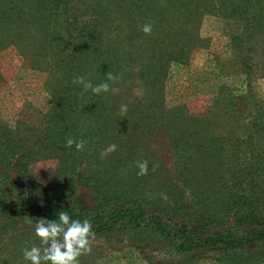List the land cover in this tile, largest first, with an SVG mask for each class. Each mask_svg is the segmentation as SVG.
<instances>
[{"label":"trees","instance_id":"obj_1","mask_svg":"<svg viewBox=\"0 0 264 264\" xmlns=\"http://www.w3.org/2000/svg\"><path fill=\"white\" fill-rule=\"evenodd\" d=\"M208 14L236 24L229 62L215 68L202 112L166 105L170 67L207 46L199 25ZM8 46L44 72L50 104L29 147L0 124V234L33 237L37 220L65 211L112 243L163 245L170 256L157 264L264 262V98L252 85L264 77V0H0V50ZM230 71L244 75L240 83ZM109 72L116 94L73 83L82 76L95 86ZM68 138L84 149L66 147ZM162 141L171 174L156 156ZM109 144L116 151L102 157ZM50 158L47 183L32 179L29 165ZM141 160L148 173L138 176Z\"/></svg>","mask_w":264,"mask_h":264},{"label":"rangeland","instance_id":"obj_2","mask_svg":"<svg viewBox=\"0 0 264 264\" xmlns=\"http://www.w3.org/2000/svg\"><path fill=\"white\" fill-rule=\"evenodd\" d=\"M236 24L215 15L203 16L199 34L207 39L206 48L194 50L184 66L172 65L164 83L166 105L184 102L193 113L202 112L203 103L209 92V84L216 80V67L227 64L231 57L229 35ZM12 46L0 50V124L16 139L15 144L30 146L44 120V112L50 98L43 89L45 74L30 68ZM237 65V64H236ZM232 65H229L231 67ZM231 72V71H230ZM232 84L240 83L244 75L230 73ZM216 74V75H215ZM227 82L224 77H220ZM254 92L264 98V77L252 81ZM19 139L20 141H17ZM157 159L172 173L171 162L164 141L160 142ZM55 160H37L29 165L31 178L46 184L55 166ZM9 180L25 195L28 192L22 178L14 169L9 170ZM32 196V194H31ZM8 230L0 234V264H19L24 261L22 249L37 246L35 236L30 232ZM138 249L128 241L112 243L103 236H94L90 254L79 257L80 264H157L169 258L170 253L163 245ZM225 258V257H224ZM191 264H247L238 258H225L220 262L213 257H200ZM258 264V263H257ZM264 264V262H260Z\"/></svg>","mask_w":264,"mask_h":264},{"label":"clouds","instance_id":"obj_3","mask_svg":"<svg viewBox=\"0 0 264 264\" xmlns=\"http://www.w3.org/2000/svg\"><path fill=\"white\" fill-rule=\"evenodd\" d=\"M141 31L145 34H151L152 26L144 24L141 26ZM119 77L112 73L107 74V81L93 86L91 81H86L84 77H76L73 81L75 84L83 85L85 90L91 89L95 95H101L111 91L113 94L119 92L118 88L112 87L118 82ZM137 95H142L137 92ZM128 111L127 104L119 106V114L124 116ZM86 141L83 139L75 140L68 138L66 140V147L75 145L77 151H82L85 147ZM117 145L109 144L101 152L102 157H106L112 152L116 151ZM148 160H141L136 162L139 169L138 176L147 175ZM158 165L153 164V171ZM35 237L39 240L40 246L33 245L30 248L22 249L23 259L30 264H80L79 257L90 254L92 251V241L94 233L92 225L89 220L85 219L72 220L67 212L61 211L57 220H47L40 218L35 223L34 228Z\"/></svg>","mask_w":264,"mask_h":264}]
</instances>
